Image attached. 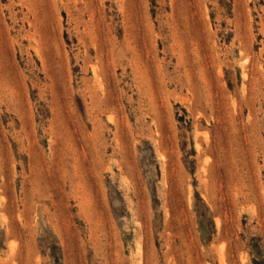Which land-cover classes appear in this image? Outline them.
I'll return each mask as SVG.
<instances>
[{
	"label": "rangeland",
	"instance_id": "1",
	"mask_svg": "<svg viewBox=\"0 0 264 264\" xmlns=\"http://www.w3.org/2000/svg\"><path fill=\"white\" fill-rule=\"evenodd\" d=\"M0 264H264V0H0Z\"/></svg>",
	"mask_w": 264,
	"mask_h": 264
}]
</instances>
